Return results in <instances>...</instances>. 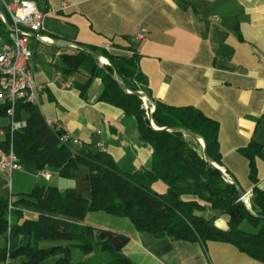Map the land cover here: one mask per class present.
<instances>
[{
  "label": "crops",
  "instance_id": "obj_1",
  "mask_svg": "<svg viewBox=\"0 0 264 264\" xmlns=\"http://www.w3.org/2000/svg\"><path fill=\"white\" fill-rule=\"evenodd\" d=\"M35 2L43 11L56 10L45 17L44 40L31 36L27 41L33 49L34 81L42 86L36 106L45 120L62 124L80 146L108 153L127 174L145 169L152 148L140 142L133 117L99 101L101 80L93 79L82 97L77 85L86 77L75 73L64 78L56 68L60 54L76 49L70 44L115 56L134 55L154 101L192 107L217 123L220 164H215L249 194V204L255 185L241 150L251 143L260 146L254 165L256 186L264 191V0ZM141 28L145 36L138 39ZM67 79L70 87L64 83ZM15 171L51 178L46 170L42 172L47 176ZM151 187L160 194L166 191L161 181ZM227 221V215H218L214 223L225 228ZM120 223L112 234L127 238L121 251L138 264H261L230 243L156 238L136 231L128 220ZM257 229L245 226L249 232Z\"/></svg>",
  "mask_w": 264,
  "mask_h": 264
},
{
  "label": "trees",
  "instance_id": "obj_2",
  "mask_svg": "<svg viewBox=\"0 0 264 264\" xmlns=\"http://www.w3.org/2000/svg\"><path fill=\"white\" fill-rule=\"evenodd\" d=\"M0 12L5 19V22L0 19V40L5 41L11 19L1 5ZM88 47L110 65L100 67L87 52L72 49L60 54L57 70L64 78L75 73L86 77L84 84L77 85L82 97L91 81L99 78L102 83L99 101L134 118L140 142L152 148L151 160L145 169L127 174L108 153L86 145L74 147L69 141L60 142L62 132L47 124L36 105L21 101L16 104L15 120H24L25 126L13 132L5 106L0 107L2 151L7 152L11 145L21 168L34 175L54 168L61 177H69L84 166L89 189L88 198L73 189L62 192L55 186L42 185L15 196L0 193V264H76L72 248L88 255L95 247L108 252L109 264H138L109 242L96 244L95 229L83 223L91 212L127 219L136 231L156 238L230 243L264 264V219L260 218L264 217V191L256 186L254 165L260 146L251 143L241 150L249 160V179L255 185L249 210L239 201L234 186L205 161L202 152L189 144L184 134L170 130L196 133L204 140L210 159L220 164L217 123L192 107L177 108L154 101L145 88V78L134 55L115 56ZM119 83L130 91H142L153 102L155 109L150 117L157 129L151 126L142 100L124 92ZM157 181L166 186L162 194L151 187ZM186 196L190 199H185ZM207 211L213 214L206 216ZM218 215L228 216L225 228L215 225ZM246 225L258 229L249 232Z\"/></svg>",
  "mask_w": 264,
  "mask_h": 264
},
{
  "label": "built area",
  "instance_id": "obj_3",
  "mask_svg": "<svg viewBox=\"0 0 264 264\" xmlns=\"http://www.w3.org/2000/svg\"><path fill=\"white\" fill-rule=\"evenodd\" d=\"M0 5L11 19V23L7 26L10 28V34L18 38L22 46V53L15 71L7 72L8 50L4 44L0 43V107L5 106V116L8 120L10 132H13L25 126L24 120H15L16 104L21 101L37 105L38 92L42 89V86L37 85L34 81L33 49L27 41L31 36L44 40L41 31L44 28L45 17L48 14H54L56 10L51 8L43 11L38 8L35 0H0ZM0 19L5 22L3 15H0ZM214 19H216V16H214ZM144 36L145 28H141L137 38L143 39ZM106 46L108 47V44ZM58 80L62 81V78L58 77ZM64 83L67 87L71 85L69 79ZM145 107L147 106L145 105ZM46 122L54 130L62 132L59 138L60 142L69 141L72 146L80 147L77 139L68 134L62 124L47 120ZM20 169L22 168L11 145L7 152H0V178L7 185L10 186L12 172ZM40 174L47 176L43 172H40Z\"/></svg>",
  "mask_w": 264,
  "mask_h": 264
},
{
  "label": "rangeland",
  "instance_id": "obj_4",
  "mask_svg": "<svg viewBox=\"0 0 264 264\" xmlns=\"http://www.w3.org/2000/svg\"><path fill=\"white\" fill-rule=\"evenodd\" d=\"M97 63L98 65L101 64L98 61ZM142 105L149 118L152 112L151 106L148 104V107H145L143 102ZM184 138L189 144L195 147L198 152H202V145L198 139L190 136H185ZM46 171L51 174V178L47 180L38 177L35 179L34 176L28 175L24 172L16 173V171H14L10 179V186L5 182H0V193L5 197H9L10 194L15 196L19 193H26L30 191L34 184H42L46 186H55L62 192L67 189H73L83 197H89V189L88 183L85 180L84 166L74 170L69 177H61L54 168H48ZM88 220L90 222H88ZM123 220L127 219L107 215L103 212H91L85 217L86 224L92 226L94 229L106 230L111 234L122 226V223L120 222ZM71 255L73 262L76 264H109L108 252L102 250L100 247H95L88 255L83 254L78 248H72Z\"/></svg>",
  "mask_w": 264,
  "mask_h": 264
},
{
  "label": "water",
  "instance_id": "obj_5",
  "mask_svg": "<svg viewBox=\"0 0 264 264\" xmlns=\"http://www.w3.org/2000/svg\"><path fill=\"white\" fill-rule=\"evenodd\" d=\"M0 15H2V13L0 12ZM72 45L74 48L82 50L84 52H87L88 54H90L91 56H93L99 63H101L102 65H109L108 62H102L100 59L103 58L97 51H94L92 49H90L87 46L84 45H80V44H70ZM114 78L117 80L118 79V75L115 74ZM119 87L126 93L129 94H134L136 96H138L142 102L144 103V105H146L148 107V104L151 106V111L153 112L155 109V106L153 104V102L142 92V91H130L126 88H124L122 86V84L119 83ZM151 112V113H152ZM151 126L154 129H157L152 120L151 117H149ZM170 130H175L177 132H181L182 134H184L185 136H190V137H194L198 140H201L202 142V154H203V158L205 159L206 162H208L214 169L218 170L221 174L222 179L229 183L232 184L234 186V188L237 191L238 194V199L239 201L243 202V204L246 206L247 209L250 210L249 208V194L246 193L245 191H243L241 189V187L234 181L232 180L230 177H228L223 171H221L216 164L210 159V157L208 156L207 152H206V145L204 140L198 136L196 133L184 130V129H170ZM251 214H254L252 211H250ZM261 219H264V217H260ZM94 240L96 242V244H103L106 242H109L110 245L115 249V250H120L122 248V245L127 241V238L122 236V235H114L111 236V233L108 231H104V230H95L94 231Z\"/></svg>",
  "mask_w": 264,
  "mask_h": 264
},
{
  "label": "bare ground",
  "instance_id": "obj_6",
  "mask_svg": "<svg viewBox=\"0 0 264 264\" xmlns=\"http://www.w3.org/2000/svg\"><path fill=\"white\" fill-rule=\"evenodd\" d=\"M7 39L4 41L0 40L1 44H4L6 49L8 50V58L6 60V71L7 72H14L17 63L20 59L21 53H22V46L21 43L19 42L18 38L13 37L10 34V28H9V33L7 34ZM102 62H105L104 58L100 59ZM201 142V140H199ZM202 145V142H201Z\"/></svg>",
  "mask_w": 264,
  "mask_h": 264
}]
</instances>
